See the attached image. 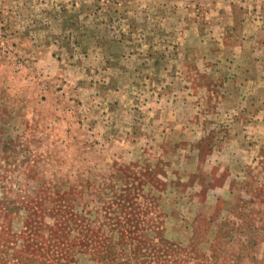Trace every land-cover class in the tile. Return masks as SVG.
I'll return each instance as SVG.
<instances>
[{"label": "rangeland", "instance_id": "rangeland-1", "mask_svg": "<svg viewBox=\"0 0 264 264\" xmlns=\"http://www.w3.org/2000/svg\"><path fill=\"white\" fill-rule=\"evenodd\" d=\"M0 264H264V0H0Z\"/></svg>", "mask_w": 264, "mask_h": 264}]
</instances>
